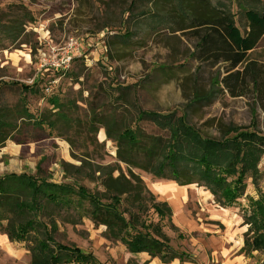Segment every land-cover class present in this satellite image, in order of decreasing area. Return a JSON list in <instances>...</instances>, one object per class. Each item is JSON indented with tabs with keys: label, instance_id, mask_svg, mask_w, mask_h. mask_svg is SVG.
Here are the masks:
<instances>
[{
	"label": "rangeland",
	"instance_id": "rangeland-1",
	"mask_svg": "<svg viewBox=\"0 0 264 264\" xmlns=\"http://www.w3.org/2000/svg\"><path fill=\"white\" fill-rule=\"evenodd\" d=\"M131 1L0 0V109L14 128L0 148V176L26 174L94 194L103 192L101 181L105 173L112 170L113 177L119 171L127 175L125 165L116 159V144L106 139L103 129L94 136L82 129L75 136L34 124L45 113L57 112L50 105L53 99L72 103L73 112L81 121L88 120L92 112L115 110L120 115L127 110L129 126H138L145 134L161 132L150 123H137L138 110L163 115L175 112L181 116L182 106H186L188 122L202 132L215 133L216 124L221 123L254 126L264 136V111L249 98L231 99L226 93H219L209 105H189L195 94L209 90L216 77L223 75V66L198 63L194 59L196 41L188 35L165 29L151 32L142 20L136 27L127 13ZM135 1L141 9L148 7L147 0ZM125 34L133 36L124 55L107 49V37ZM70 38L93 45L75 59L69 70L42 75L38 69L40 54L63 46ZM250 58L264 63V37ZM100 133L104 136L100 137ZM258 167L262 174L260 190L264 193V156ZM132 172L157 203H165L171 209V219L160 221L159 226L170 247L192 255L194 263L200 262V255L211 260L212 239L208 233L224 229L213 218L222 210L229 217L227 226L237 235L234 240L243 238L241 207H246L247 197L256 198L250 180L244 196L228 209L215 205L212 196L201 187H181L182 194H176L180 201L178 210L170 198L163 197L153 186H180L140 170ZM83 207L87 211L86 203ZM85 210L67 212V220L59 223L57 242L91 253L101 264H136L125 245L106 239L105 228L94 225ZM233 218L236 222L231 224ZM148 220L158 222L151 212ZM10 244L13 252L0 247V264H29L26 246ZM262 257L264 254L260 253L256 263L251 259L250 264H263Z\"/></svg>",
	"mask_w": 264,
	"mask_h": 264
},
{
	"label": "trees",
	"instance_id": "trees-1",
	"mask_svg": "<svg viewBox=\"0 0 264 264\" xmlns=\"http://www.w3.org/2000/svg\"><path fill=\"white\" fill-rule=\"evenodd\" d=\"M147 2L146 9L135 0L128 6V18L136 27L142 20L151 32L165 29L188 35L196 41L194 59L198 63L223 66V75L216 77L209 90L195 94L190 106L209 105L219 93H226L231 99L249 98L264 111V63L250 58L264 37V1ZM132 36H109L105 45L122 56ZM50 105L57 112L45 113L34 124L75 136L82 129L93 136L103 129L106 139L116 144V159L125 165L127 175L119 171L113 177L112 170L105 173L103 192L94 194L26 174L0 176V234L10 243L26 246L29 264H101L93 254L56 240L59 223L67 220V212L83 211L85 203L91 222L103 226L106 239L121 242L128 253H144L163 264L174 260L194 263L190 254L170 247L159 222L171 219V209L155 201L133 169L180 187H201L222 209L237 205L250 180L256 198L247 197L246 207H241L242 225L247 231L240 254L246 258L254 252L264 254V193L260 190L262 174L258 167L264 156V136L254 126L250 130L217 123L215 133L202 132L188 122L186 106H182L181 116L138 110L137 123H150L162 133L153 135L145 134L138 126L130 127L127 110L120 115L115 110L92 112L88 120L81 121L72 103L53 99ZM13 129L0 109V148ZM150 212L158 218L157 223L148 220Z\"/></svg>",
	"mask_w": 264,
	"mask_h": 264
},
{
	"label": "crops",
	"instance_id": "crops-1",
	"mask_svg": "<svg viewBox=\"0 0 264 264\" xmlns=\"http://www.w3.org/2000/svg\"><path fill=\"white\" fill-rule=\"evenodd\" d=\"M227 211L222 210L218 215H214L213 218L217 219L219 224L224 228L221 231H209V236L212 239V247H210L211 260L205 259L204 256L200 255V262L198 263H181L178 260H174L168 264H250V260L253 262L260 253L254 252L252 256L246 258L244 255L240 254V250L243 247V238L240 240H234V232L227 226V220L229 219L226 214ZM241 221V220H240ZM217 222V221H216ZM236 219L233 218L231 224H234ZM243 223V222H242ZM240 223V230L244 235L247 231V226H243ZM239 233V231H237ZM237 239V238H235ZM0 247L7 251L13 252L15 249L13 245L10 244L6 236H0ZM130 258L136 261V264H163L158 259H151L147 254H130ZM192 256V255H191ZM263 258V257H262Z\"/></svg>",
	"mask_w": 264,
	"mask_h": 264
},
{
	"label": "built area",
	"instance_id": "built-area-1",
	"mask_svg": "<svg viewBox=\"0 0 264 264\" xmlns=\"http://www.w3.org/2000/svg\"><path fill=\"white\" fill-rule=\"evenodd\" d=\"M93 43L84 44V41L78 38H70L63 46L55 49L51 48L48 53L42 52L39 56L38 69L41 74L49 72L59 73L70 69L76 58L83 55L84 50L91 48ZM45 91L49 92L48 87Z\"/></svg>",
	"mask_w": 264,
	"mask_h": 264
},
{
	"label": "bare ground",
	"instance_id": "bare-ground-1",
	"mask_svg": "<svg viewBox=\"0 0 264 264\" xmlns=\"http://www.w3.org/2000/svg\"><path fill=\"white\" fill-rule=\"evenodd\" d=\"M103 136H104L103 133H100V137H103ZM153 187H154V190L156 192L161 193L163 197L170 198L171 202H173L176 205V208H178V210L180 209V206H179L180 201L177 200L176 194H182L183 188L181 187L176 188L172 184H157V185H154ZM208 195L211 197L209 193Z\"/></svg>",
	"mask_w": 264,
	"mask_h": 264
}]
</instances>
